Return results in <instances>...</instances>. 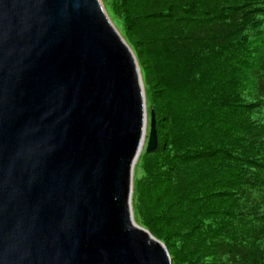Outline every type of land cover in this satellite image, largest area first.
I'll list each match as a JSON object with an SVG mask.
<instances>
[{"label": "water", "instance_id": "95a60500", "mask_svg": "<svg viewBox=\"0 0 264 264\" xmlns=\"http://www.w3.org/2000/svg\"><path fill=\"white\" fill-rule=\"evenodd\" d=\"M157 143L101 0H0V264H172L131 206Z\"/></svg>", "mask_w": 264, "mask_h": 264}, {"label": "trees", "instance_id": "16d2710c", "mask_svg": "<svg viewBox=\"0 0 264 264\" xmlns=\"http://www.w3.org/2000/svg\"><path fill=\"white\" fill-rule=\"evenodd\" d=\"M103 2L155 119L136 223L172 264H264V0Z\"/></svg>", "mask_w": 264, "mask_h": 264}, {"label": "rangeland", "instance_id": "374dc122", "mask_svg": "<svg viewBox=\"0 0 264 264\" xmlns=\"http://www.w3.org/2000/svg\"><path fill=\"white\" fill-rule=\"evenodd\" d=\"M101 2H102V4H103V6H104V2H103V0H101ZM105 8V7H104ZM105 11H106V9H105ZM106 13H107V11H106ZM107 15H108V17H109V19H110V21L112 22V20H111V18H110V16H109V14L107 13ZM112 24H113V22H112ZM114 25V24H113ZM114 27L116 28V26L114 25ZM117 29V28H116ZM117 31L120 33V31L117 29ZM121 34V33H120ZM122 36V35H121ZM123 37V36H122ZM124 39V38H123ZM125 40V39H124ZM147 113L149 114V111H148V109H147ZM143 150H145V147H143ZM142 150V151H143ZM141 151V152H142ZM141 154V153H140ZM139 154V155H140ZM139 157V156H138ZM138 159V158H137ZM137 161V160H136ZM136 164V163H135ZM135 166V165H134ZM133 176H134V170H133ZM132 190H133V181H132ZM131 206H132V204H131ZM132 212H133V209H132ZM133 219H134V216H133ZM134 221H135V219H134ZM135 223H136V221H135ZM137 224V223H136ZM138 225V224H137ZM165 246V245H164ZM165 248H166V246H165ZM167 249V248H166ZM168 251V250H167ZM169 253V252H168ZM171 259V258H170Z\"/></svg>", "mask_w": 264, "mask_h": 264}]
</instances>
